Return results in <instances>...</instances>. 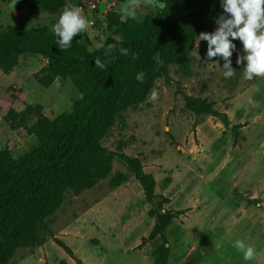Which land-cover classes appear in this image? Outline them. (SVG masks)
Listing matches in <instances>:
<instances>
[{"label":"rangeland","instance_id":"374dc122","mask_svg":"<svg viewBox=\"0 0 264 264\" xmlns=\"http://www.w3.org/2000/svg\"><path fill=\"white\" fill-rule=\"evenodd\" d=\"M18 1L0 0V26L53 32L62 11H29ZM107 1L120 11L128 2ZM162 7L160 0H140L135 19ZM201 32L194 35L187 73L169 65L144 102L113 114L99 141L113 153L108 175L79 194L65 192L44 242L17 248L9 264H264V76L245 80L234 53L235 75L226 79L223 61L213 62L218 57L204 62ZM110 35L106 22L102 36L90 42L81 33L77 39L92 53ZM46 64L42 56L25 54L9 73L0 70V151L12 158L27 156L38 141L6 121L9 110L40 111L54 120L79 98L68 79L56 77L47 88L36 82L33 75ZM153 90L156 100L150 99ZM203 104L225 113L230 125ZM121 155L137 160L152 177L151 200ZM236 239L256 248L254 260L242 259Z\"/></svg>","mask_w":264,"mask_h":264},{"label":"trees","instance_id":"16d2710c","mask_svg":"<svg viewBox=\"0 0 264 264\" xmlns=\"http://www.w3.org/2000/svg\"><path fill=\"white\" fill-rule=\"evenodd\" d=\"M160 1L162 9L141 20L108 11L111 35L92 53H87L77 35L69 49L61 50L48 28L0 26L1 71H12L22 55L42 56L47 64L33 75L41 87L47 88L61 77L79 92L73 107L54 120L30 109H11L5 117L14 128L23 127L34 135L38 145L17 159L0 151V264H9L17 248L44 242L49 219L60 208L65 192L79 194L108 175L113 153L99 141L111 127L113 114L144 102L154 80L166 76L169 65L187 73L194 35L214 25L222 11L219 0ZM20 4L29 11L57 14L66 0H21ZM109 44L114 48L109 50ZM120 48L128 49V54L122 55ZM156 53L161 62L154 58ZM97 58L105 64L103 69L96 67ZM141 72L142 83L136 79ZM203 106L225 127L230 125L225 113ZM121 157L151 200L152 177L143 173L137 160ZM122 178L120 175L114 184ZM161 218L157 214V220Z\"/></svg>","mask_w":264,"mask_h":264},{"label":"clouds","instance_id":"9594fccd","mask_svg":"<svg viewBox=\"0 0 264 264\" xmlns=\"http://www.w3.org/2000/svg\"><path fill=\"white\" fill-rule=\"evenodd\" d=\"M140 6V0H128L121 12L128 18H135L136 9ZM222 9L215 19L217 27L212 32H201L197 37L199 42L206 41L207 49L203 57L204 62L212 61L220 64L223 61V76L231 78L235 75V69L230 65L233 54H236V64L243 65V78L253 80L255 77L264 76V0H219ZM94 21L87 18L81 8L70 2L66 4L56 22L52 25V31L59 38L58 46L61 50L71 47L73 37L87 32ZM241 47H237L236 41ZM114 45L109 44L111 50ZM91 50V49H90ZM122 55L128 54V49L120 48ZM243 53V54H241ZM198 57L201 60L199 53ZM160 61L159 53L154 57ZM96 67L103 69L105 64L99 58L95 59ZM136 79L143 82V73H138ZM150 99L156 100L157 93L153 90ZM251 103V99L249 100ZM234 248L242 254L244 261H252L257 255L254 246L245 243L242 239H236Z\"/></svg>","mask_w":264,"mask_h":264},{"label":"built area","instance_id":"2783aa9c","mask_svg":"<svg viewBox=\"0 0 264 264\" xmlns=\"http://www.w3.org/2000/svg\"><path fill=\"white\" fill-rule=\"evenodd\" d=\"M100 3L101 0H81L79 3L74 5L81 8L83 14L87 18L94 21L92 27L87 32H85L90 42L91 38H97L100 35L102 36V30H105L106 28L105 18L108 10L100 11Z\"/></svg>","mask_w":264,"mask_h":264},{"label":"crops","instance_id":"0c3cea01","mask_svg":"<svg viewBox=\"0 0 264 264\" xmlns=\"http://www.w3.org/2000/svg\"><path fill=\"white\" fill-rule=\"evenodd\" d=\"M20 1H21V0H19V1L17 2V4H19ZM68 3H69V0H66V4H68ZM110 4H112V6H111V7H108ZM114 6H115V4H114L113 2H111V1L101 0V3H100V11H105V10L110 11L111 9L114 8ZM161 9H162V8H161ZM114 10H116V11H118V12L121 13V11H120L119 9H115V8H114ZM121 14H122V13H121Z\"/></svg>","mask_w":264,"mask_h":264}]
</instances>
